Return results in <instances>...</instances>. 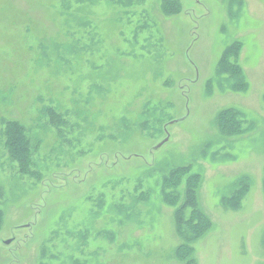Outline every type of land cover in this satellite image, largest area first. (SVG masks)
I'll return each instance as SVG.
<instances>
[{"label": "rangeland", "instance_id": "374dc122", "mask_svg": "<svg viewBox=\"0 0 264 264\" xmlns=\"http://www.w3.org/2000/svg\"><path fill=\"white\" fill-rule=\"evenodd\" d=\"M0 211V264H264V0H0Z\"/></svg>", "mask_w": 264, "mask_h": 264}, {"label": "trees", "instance_id": "16d2710c", "mask_svg": "<svg viewBox=\"0 0 264 264\" xmlns=\"http://www.w3.org/2000/svg\"><path fill=\"white\" fill-rule=\"evenodd\" d=\"M228 51L225 53L227 54ZM234 109H230V110H224L223 112L220 113L219 115V119H218V125L221 128V130L223 132H228L230 127L233 126H238V128L236 130L239 129L240 126V120L236 119V113L233 111ZM51 115L53 117L58 118V113L53 109L50 111ZM239 115H241V113H237V117H239ZM12 130L14 132V135L16 137L15 140H11L10 141V149L11 152L14 153L17 156H21V162L23 163L24 169L28 168V166L31 165V159H32V146L31 143H27L26 139H25V128L24 126L15 123L12 127ZM11 133V129L9 130ZM22 134V136H21ZM183 174H177V173H173V176H170V181L171 182H175V181H179L181 179ZM240 197V196H239ZM239 197H237L236 199V203L238 204V200ZM205 222L204 218H201L200 223L198 222L197 226L196 224H194L195 227L197 228H201L203 226ZM2 223V213L0 211V225ZM201 232V231H200ZM195 234H197L198 232H194ZM181 249H179L177 251V254H179V256H181Z\"/></svg>", "mask_w": 264, "mask_h": 264}]
</instances>
